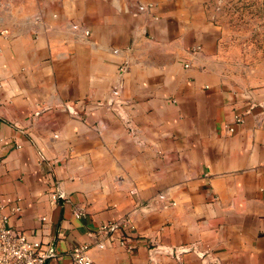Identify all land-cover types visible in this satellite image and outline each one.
I'll return each mask as SVG.
<instances>
[{"label": "crops", "instance_id": "1", "mask_svg": "<svg viewBox=\"0 0 264 264\" xmlns=\"http://www.w3.org/2000/svg\"><path fill=\"white\" fill-rule=\"evenodd\" d=\"M1 30L0 204L47 264H264V0H0Z\"/></svg>", "mask_w": 264, "mask_h": 264}, {"label": "built area", "instance_id": "2", "mask_svg": "<svg viewBox=\"0 0 264 264\" xmlns=\"http://www.w3.org/2000/svg\"><path fill=\"white\" fill-rule=\"evenodd\" d=\"M143 7H140L142 9ZM0 34L5 35L6 30H1ZM121 67V70H124ZM117 89L112 90V98L107 102L110 105L114 104L116 107L121 105L119 100ZM68 108V107H67ZM69 110V108H68ZM235 123L242 122L241 115L234 116ZM229 132L233 131L231 125L227 126ZM63 197L60 191H52L50 193V199L52 203H56L59 198ZM8 207L5 204H0V264H47L50 258H55L56 255L51 247L44 246L38 241H30L24 231L10 225L9 217L11 214H17L20 211V207H8L9 212L5 213L3 210ZM76 216L79 215L78 211H74ZM119 225H130V221L127 218H123L118 222L102 223L98 230L100 234H108ZM99 247H103L102 242H97ZM119 245L126 248L128 251L132 250V246L128 241L123 238L119 241ZM166 253L178 255L179 253L187 250L181 249H162ZM89 245L82 244L71 248L68 252L71 258V264H90L91 260L88 254Z\"/></svg>", "mask_w": 264, "mask_h": 264}, {"label": "rangeland", "instance_id": "3", "mask_svg": "<svg viewBox=\"0 0 264 264\" xmlns=\"http://www.w3.org/2000/svg\"><path fill=\"white\" fill-rule=\"evenodd\" d=\"M108 102V101H107ZM109 104V103H108ZM112 105H114V104H112ZM116 107V106H115ZM68 109V108H67Z\"/></svg>", "mask_w": 264, "mask_h": 264}, {"label": "water", "instance_id": "4", "mask_svg": "<svg viewBox=\"0 0 264 264\" xmlns=\"http://www.w3.org/2000/svg\"><path fill=\"white\" fill-rule=\"evenodd\" d=\"M59 202L61 203V201L59 200Z\"/></svg>", "mask_w": 264, "mask_h": 264}]
</instances>
